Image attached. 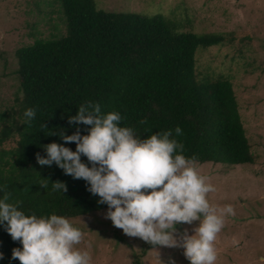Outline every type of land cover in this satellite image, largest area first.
<instances>
[{"label":"trees","instance_id":"1","mask_svg":"<svg viewBox=\"0 0 264 264\" xmlns=\"http://www.w3.org/2000/svg\"><path fill=\"white\" fill-rule=\"evenodd\" d=\"M56 2L66 33L50 38L31 33L34 41L16 50L18 93L15 103L0 109V189L11 193L9 203L22 201L19 210L26 215L68 219L108 208L88 191L85 180L65 175L55 163L40 166L36 159L37 153L47 158L43 146L51 143L76 150L59 134L70 136L77 129L89 134L90 126L68 122L87 101L98 103L102 114L119 112L120 126L141 139L171 130L170 138L197 163H255L233 78L198 66L201 48L229 44L242 57L246 37L179 32L162 13L108 12L95 0ZM30 108L36 112L31 120L24 115ZM10 143L14 146L6 148ZM81 160L91 167L87 157ZM57 181L66 184L67 192L53 190ZM17 247L22 245L0 225V264H20L12 260Z\"/></svg>","mask_w":264,"mask_h":264},{"label":"rangeland","instance_id":"2","mask_svg":"<svg viewBox=\"0 0 264 264\" xmlns=\"http://www.w3.org/2000/svg\"><path fill=\"white\" fill-rule=\"evenodd\" d=\"M99 9L115 13H162L178 24L179 32L234 33L249 45L242 57L227 44L199 49L198 66L233 78L254 164L228 166L197 163L215 191L208 194L213 206L231 205L215 241L216 264H264V0H95ZM41 38L65 34L66 25L56 0H0V109L15 103L18 48ZM14 146L10 143L6 148ZM107 209L70 218L85 233L78 247L87 250L92 264H190L181 248L152 246L125 235L105 219ZM193 225H179L178 231Z\"/></svg>","mask_w":264,"mask_h":264},{"label":"clouds","instance_id":"3","mask_svg":"<svg viewBox=\"0 0 264 264\" xmlns=\"http://www.w3.org/2000/svg\"><path fill=\"white\" fill-rule=\"evenodd\" d=\"M24 115L31 120L36 112L30 108ZM121 121L119 112L102 114L98 103H82L68 122L90 126L89 134L81 135L79 129L70 136L59 134L65 143L74 142L76 150L48 144L43 146L47 158L37 153L38 164L51 167L55 163L65 175L85 180L88 191L100 197L98 203L108 206L105 219L125 235L140 238L154 249L181 248L190 264H216L215 241L226 216L235 215L233 207L209 202L208 194L215 187L201 174L196 158L186 157L184 145L170 138L171 130L141 139L132 128L120 126ZM175 134L182 135V129L177 127ZM82 156L91 167L82 162ZM52 187L67 192L63 182H54ZM0 191H4L0 225H6L12 240L22 245L12 250V260L18 259L20 264H92L90 253L78 247L85 233L68 218L26 215L19 210L22 201L9 203L11 193ZM196 222L193 234L187 228L178 231L179 225Z\"/></svg>","mask_w":264,"mask_h":264}]
</instances>
